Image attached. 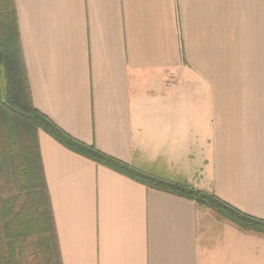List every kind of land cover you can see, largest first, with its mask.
<instances>
[{
  "label": "crops",
  "instance_id": "0c3cea01",
  "mask_svg": "<svg viewBox=\"0 0 264 264\" xmlns=\"http://www.w3.org/2000/svg\"><path fill=\"white\" fill-rule=\"evenodd\" d=\"M35 107L147 177L264 220V0H16ZM39 141L62 264H264V234Z\"/></svg>",
  "mask_w": 264,
  "mask_h": 264
},
{
  "label": "trees",
  "instance_id": "16d2710c",
  "mask_svg": "<svg viewBox=\"0 0 264 264\" xmlns=\"http://www.w3.org/2000/svg\"><path fill=\"white\" fill-rule=\"evenodd\" d=\"M17 18L16 0H0V264H62L39 131L147 187L193 200L244 231L264 234V220L215 194L144 176L58 128L34 105Z\"/></svg>",
  "mask_w": 264,
  "mask_h": 264
},
{
  "label": "rangeland",
  "instance_id": "374dc122",
  "mask_svg": "<svg viewBox=\"0 0 264 264\" xmlns=\"http://www.w3.org/2000/svg\"><path fill=\"white\" fill-rule=\"evenodd\" d=\"M207 209V208H206ZM208 210V212L211 214V216H213V217H218V215H217V213L215 212V211H213V210H211V209H207Z\"/></svg>",
  "mask_w": 264,
  "mask_h": 264
}]
</instances>
